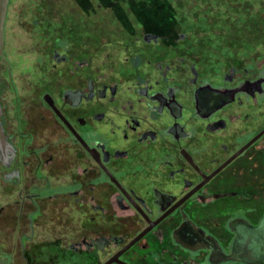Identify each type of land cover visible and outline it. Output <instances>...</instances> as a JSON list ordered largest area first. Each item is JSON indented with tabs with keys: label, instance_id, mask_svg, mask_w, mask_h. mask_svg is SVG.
I'll return each mask as SVG.
<instances>
[{
	"label": "flooded vegetation",
	"instance_id": "1",
	"mask_svg": "<svg viewBox=\"0 0 264 264\" xmlns=\"http://www.w3.org/2000/svg\"><path fill=\"white\" fill-rule=\"evenodd\" d=\"M13 2L0 52V256L264 264V59L204 72L174 49L101 74L96 28L9 17Z\"/></svg>",
	"mask_w": 264,
	"mask_h": 264
},
{
	"label": "rangeland",
	"instance_id": "2",
	"mask_svg": "<svg viewBox=\"0 0 264 264\" xmlns=\"http://www.w3.org/2000/svg\"><path fill=\"white\" fill-rule=\"evenodd\" d=\"M8 15L76 17L83 33L96 28L101 74L132 73L135 54L154 61L174 49L191 51L204 72L264 59V0H15ZM149 32L179 41L135 44ZM142 69L149 72L147 65ZM0 264L8 263L0 256Z\"/></svg>",
	"mask_w": 264,
	"mask_h": 264
},
{
	"label": "water",
	"instance_id": "3",
	"mask_svg": "<svg viewBox=\"0 0 264 264\" xmlns=\"http://www.w3.org/2000/svg\"><path fill=\"white\" fill-rule=\"evenodd\" d=\"M9 0H0V52L4 44V24L7 15ZM155 36L152 34L146 35V40L151 41ZM184 37V35L182 36Z\"/></svg>",
	"mask_w": 264,
	"mask_h": 264
}]
</instances>
